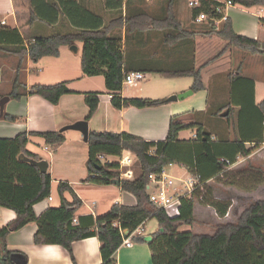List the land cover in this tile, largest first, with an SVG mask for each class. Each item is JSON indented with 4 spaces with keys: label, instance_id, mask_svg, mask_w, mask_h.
I'll return each instance as SVG.
<instances>
[{
    "label": "crops",
    "instance_id": "crops-1",
    "mask_svg": "<svg viewBox=\"0 0 264 264\" xmlns=\"http://www.w3.org/2000/svg\"><path fill=\"white\" fill-rule=\"evenodd\" d=\"M193 1L198 3L201 0H0V43L12 51L22 46L27 47L35 37H46L52 34L64 35L84 29L101 28L115 19H121L122 28L111 31L110 37L120 41L125 71H141L148 78L152 75L149 70L151 72L167 70L160 69L161 65L182 67L172 71L187 70L199 67L208 60L202 61L203 54L207 52L205 48L209 44L207 41H211L214 37L196 36L193 39H185L174 45H169L164 43V38L172 34L170 30L128 31L125 19L145 15L155 20H163L167 17L168 9L172 8L175 18L184 30L203 32L204 30H201L203 25H197L192 20L194 8L189 6V2ZM211 1L224 4L226 0ZM257 11V9L243 10L236 6L225 8V13L230 19L235 33L263 42L264 30L258 24ZM32 14L33 19L30 18ZM231 48H228L220 58L205 66L201 71L202 74L209 68H212L213 71L216 70V72H212L215 74H212L213 77L210 76L209 79L212 80V83H218V98L220 100L209 111H207L208 99L206 100V98L201 100L202 102H198V107L192 108V110H189L188 107V104L192 105V103H178V101L166 102L158 107L115 109L111 105L105 87L103 90L95 91L90 89L77 91L72 88L79 84L78 81L93 77L83 76L81 71L78 76H75L73 56L77 53H73L70 48L64 46L60 47L57 57H42L36 63L26 57L19 71V82L22 87L18 89L17 93L21 96L19 99L10 98L9 93L16 72L17 56L11 53H0V99L9 98L4 104L3 114L15 118V121L0 119V138L11 139L23 132H60L64 126L82 121L87 116L89 110L84 102V94L99 93L97 109L87 121L88 131L127 132L147 142H159L164 141L167 135L171 117L180 114H204L212 120L208 122L204 119L198 120L202 131L210 137L211 145L208 157L205 158L201 155L206 148L200 147V143L193 139L195 130H191V136L184 138L178 136V140L173 146L175 158L185 163H191L195 156L198 171L205 177H210L207 182L208 187L211 182L216 180L217 165L214 164L213 158L217 161L223 157L232 159L233 164L228 167L227 172L232 176L240 173L241 176L245 172L247 173V169H240L242 162L249 160L254 151H264V119L260 120V113L251 105L252 101L254 106L262 102L264 88L254 79L243 77L241 68L234 71L232 68L234 64L228 56V50ZM205 78L202 74L203 89L196 93L191 90L192 81H190L177 87L176 90L159 94H149L142 88L134 94H127V90L122 88L121 96L123 98L140 97L166 100L170 95L190 90L194 96L200 92L205 93V88H207ZM176 79L188 80L191 78ZM88 80L91 82L90 79ZM62 82L72 93L62 95L56 105L29 93V87L32 85H53ZM229 96L236 99L239 110H241L237 119V129L230 128L231 132L228 128L218 125V121H214V117L225 118L220 116L223 110L217 115L218 111L225 106L230 107L232 116L234 115V110L227 103ZM236 131L239 137L236 135ZM62 133L65 136V142L55 150H52L44 143L43 139L38 137H30L26 145V151L47 161V171L51 178V200L45 199L34 205L33 210L37 217L49 207L58 206L59 201L57 205L52 204L57 199L56 187L58 183H66L81 200L82 206L76 212V217L104 215L115 203L124 206L136 204L135 198L122 191L119 186L96 185L86 181L88 177L86 142H83V137L78 131L68 130ZM238 143H242L246 149H253L251 154L247 157L237 154ZM113 157L119 159L118 162L112 163L119 164L120 179L133 181L139 174L136 158L131 155L107 156L106 162H109L108 158ZM249 175L247 173V176ZM88 193H91L89 196L95 199L86 200L84 197H87ZM198 206L206 207L219 218L211 207L195 201L193 205L194 219H196ZM177 208L178 205L168 209V214L175 215ZM224 218L219 219L223 220ZM14 219L15 213L12 210L0 207V228ZM221 224L223 223H219L218 226ZM141 226L143 233L140 236H128L131 242L130 247L121 244L116 250L113 264H151V254L147 243L151 240L152 234L158 230L157 222L150 218ZM36 229L35 223H29L6 236L7 249L25 255V264H102L100 242L96 237L73 242L70 256L63 247L58 245H35L33 235ZM180 230L195 233L191 226H184ZM213 233L214 231L195 234L210 235ZM14 262L21 264L20 257H15Z\"/></svg>",
    "mask_w": 264,
    "mask_h": 264
},
{
    "label": "trees",
    "instance_id": "trees-1",
    "mask_svg": "<svg viewBox=\"0 0 264 264\" xmlns=\"http://www.w3.org/2000/svg\"><path fill=\"white\" fill-rule=\"evenodd\" d=\"M226 1H230L234 6L243 10H264V0ZM199 3L200 6L193 9L192 18L202 12L212 15L214 7L220 5L211 0H201ZM30 18H34L33 14ZM125 24L128 31L170 30L172 34L164 38V43L169 45H174L181 40L193 39L196 36L217 37L222 40L224 44L222 49L197 68L156 71L158 75L165 78L190 77L192 79L191 90L194 93L203 89L202 69L220 58L228 48L234 47L250 55H260L264 58V41L260 42L235 33L229 18L217 28L210 24H203L201 28L203 32L187 31L182 28L170 8L167 17L163 20L138 15L125 19ZM258 24L264 30V17H258ZM122 26V20L115 19L101 28L84 29L64 35L52 34L46 37H35L27 47L22 46L12 51L0 43V53H11L17 56L16 72L9 97L19 99L21 96L17 93L22 87L19 82V71L26 57L36 63L42 57H57L62 46L81 43V73L86 77H103L104 87L111 95L110 102L113 108L142 109L165 104V99L123 98L121 96L124 74L131 70L125 71L120 41L110 37V33ZM29 93L56 105L62 95L72 92L62 82L53 85H32L29 87ZM84 102L89 111L83 121L87 122L97 109L99 93H85ZM251 103L260 113L262 121L264 119V99L257 106H254L253 101ZM222 110L228 111L225 119L232 116V110L228 106L218 111L217 115ZM0 119L15 121L14 117L6 114H2ZM188 130H195L193 139L200 143V147L206 148L201 155L208 157L211 145L209 135L202 131L199 123L186 120L185 114L171 117L167 135L164 141L159 142H147L127 132L89 130L86 142L88 149L86 181L96 185H109L112 180H120V189L132 195L136 200L134 206L115 203L106 214L97 217L91 215L76 217V212L81 208L82 202L66 183L57 184L58 206L49 207L38 217L34 213V205L51 196V178L48 171L42 173L29 162V160L37 161L39 157L26 151L28 139L30 137L41 138L46 145L55 150L65 142L62 132H23L11 139L0 138V207L15 213V219L0 228V264H16L15 257H20V263L25 264V255L7 249L6 236L29 223H35L37 226L33 235V243L37 246L58 245L71 256L73 242L96 237L100 242L102 264H113V256L124 240L123 232L127 231L130 236L139 225L150 218L155 219L158 226V230L152 234L151 240L147 243L151 254V264H264V200L252 203L243 211L235 224L217 226L213 234H195L191 231L180 230L184 226L193 225L195 201L211 207L219 218L225 217L231 205L230 201L218 200L213 196L212 190L207 185L210 177H205L198 171L195 156L191 163L175 158L173 146L178 140L179 133ZM237 147L236 153L242 157L249 156L253 150L246 149L242 143H238ZM100 154L135 157L139 166V174L133 181L121 180L119 164L99 162L96 156ZM222 159H224L223 162L220 161L221 158L218 161L212 159L217 165L216 180L226 177L224 184L234 187L240 182L238 178L235 179V176L227 172L233 160L224 157ZM170 164L183 166L188 173L199 175L201 183V189L196 188L189 195L180 197L177 213L173 216H170L165 209H158L150 203L146 189L148 175L160 174ZM74 218L77 220L75 224L72 222Z\"/></svg>",
    "mask_w": 264,
    "mask_h": 264
},
{
    "label": "rangeland",
    "instance_id": "rangeland-1",
    "mask_svg": "<svg viewBox=\"0 0 264 264\" xmlns=\"http://www.w3.org/2000/svg\"><path fill=\"white\" fill-rule=\"evenodd\" d=\"M208 42H209L208 46L205 47L207 49V52L203 54L204 57L202 58V61L211 59L223 47L222 40H220L217 37H214L211 41L208 40L207 43ZM77 44L76 47H79L78 51L76 52L77 55L73 56V61L75 62V76H78L81 71L79 67L80 55H81V43H77ZM64 47H68V49L70 48V46H64ZM228 51H229L228 56L231 59V62L234 64L232 67L234 71H237L238 68H241L243 77L254 79L256 83L261 84V86L264 88V58L260 55H250L249 53L234 47H232ZM145 65L147 66V64ZM177 68H182V67H179L178 65L164 67V65H161L160 69H167L168 71H172ZM149 72L152 75L149 76L148 78H145V80H143L138 87H129V88L123 87L124 89L127 90V94H134L140 88L147 90L149 94H159L160 92L176 90L178 89L177 87L182 86L185 82L192 81V79L182 80L176 78H165L163 76L158 75L156 71L151 72L149 70ZM212 72H216V70L213 71L212 68L211 69L209 68L208 70H204L202 72V74L206 77L205 83L207 88H205V93L200 92L195 94L194 96L193 95L188 96L183 100H179L178 103H192V105L188 104L189 110H192V108L198 107L199 105L198 102H202L201 100H205L206 98V100L208 99L207 111H209L211 107L214 108L213 107L214 104H216V102L219 101L220 99L218 98V85H217L218 83L217 82L212 83V80L209 79L210 76H212V74H215ZM88 79H90L91 82H88L89 81ZM78 83L79 84L72 87L74 90L83 91L90 89L91 91H95V90L104 89L103 78L100 76H96L93 78H86V80L78 81ZM227 103L234 110V115L230 116L228 120H226L225 118L214 117V121L215 122L218 121L217 122L218 125L228 128L229 132H231L230 128L231 129L235 128V130L237 129V119L241 110H239L238 107L239 105L237 104L236 99L230 98V96L229 99L227 100ZM185 118L190 122H198V123H199L198 120H203V119L206 122L212 121L211 119H209V117L204 116V114L198 115L196 113L186 114ZM236 135L238 136L237 131H236ZM186 136H191V130L183 131L182 133L179 134V138H184ZM263 152H264L263 150L259 152L254 151L251 154L252 156L249 160L242 162L240 166L242 168L240 169H247L246 171L250 175L247 176L246 172L242 174L243 176L241 177H239L240 173H237L238 175L235 174L234 175L235 179L238 178L240 183L234 185V187L226 186L224 184L223 181L226 179V177H224L222 180L221 179L214 180L213 182H211L209 187L213 192V196L220 200L230 201L231 205L228 208V213L223 220L217 218L215 214L207 210L206 207L201 208V206H198L196 210V219H194V223L193 225H191V229L193 232L212 233L213 231L216 230L219 223H223L221 225L235 223L237 222L238 218L243 213V211L247 209L252 203L258 200H264V153ZM118 160L119 159L115 157L108 158V161L111 163L118 162ZM165 170L168 175L175 178L184 179L188 176L187 171L184 168L179 167L178 165L166 167ZM229 178L231 179L230 176ZM240 184L241 186H239ZM178 189L184 190V186L181 185L178 187ZM89 195H91V193H88L87 197L85 196L84 198H86V200L95 199ZM57 203L58 200L56 199L52 204L57 205Z\"/></svg>",
    "mask_w": 264,
    "mask_h": 264
},
{
    "label": "built area",
    "instance_id": "built-area-1",
    "mask_svg": "<svg viewBox=\"0 0 264 264\" xmlns=\"http://www.w3.org/2000/svg\"><path fill=\"white\" fill-rule=\"evenodd\" d=\"M219 4V6L214 7V12L212 15H207L203 12L198 13L194 16V18H192L193 22L197 25L210 24L215 28L219 27L228 18L225 13V8L234 6L230 1H225L224 4ZM189 6L192 8H197L200 6V3L194 1L189 2ZM256 14L258 17H264V10L259 9ZM145 78H147V75L139 71L126 72L123 77L122 88L137 87ZM109 97L111 98L110 94ZM106 157L107 156L100 154L96 156V159L102 163L106 162ZM220 161L223 162L224 159H221ZM225 162L228 163V161ZM174 165L175 164H170L167 167ZM178 166L184 168L183 166ZM165 169L166 167L160 172V174L148 175L146 189L148 191L149 202L152 203L156 208L165 209L167 211L172 207H177V205L179 206L180 197L189 195L196 188L201 189V183L199 175L188 173L186 178L180 179L168 175ZM181 185L184 186V190L178 189V187ZM47 199L51 200V197ZM72 222L74 224L77 223L76 218H74ZM141 225H139L130 234V236H140L143 233V228ZM122 244L126 247H130L131 242L129 237L125 239Z\"/></svg>",
    "mask_w": 264,
    "mask_h": 264
},
{
    "label": "water",
    "instance_id": "water-1",
    "mask_svg": "<svg viewBox=\"0 0 264 264\" xmlns=\"http://www.w3.org/2000/svg\"><path fill=\"white\" fill-rule=\"evenodd\" d=\"M70 50L73 52V53H76L77 52V47L76 45H72L70 46ZM192 95V91H187V92H184V93H180V94H177V95H172L170 97H168L165 101L166 102H176V101H179V100H183L185 99L186 97ZM9 100L8 97H3L0 99V116L3 114V107H4V104ZM228 115V111L227 110H224L220 113V116L221 117H226ZM68 130H73V131H78L82 137H83V142H87V138H88V125H87V122L86 121H77L71 125H67V126H64L63 128L60 129V132H65V131H68ZM29 162L36 166L40 172L42 173H45L47 171V168H48V163L47 161L45 160H42V159H38L37 161H33V160H29ZM111 184L113 185H116V186H119L120 185V180H112L111 181ZM128 237V232L127 231H124L123 232V238L126 239Z\"/></svg>",
    "mask_w": 264,
    "mask_h": 264
}]
</instances>
